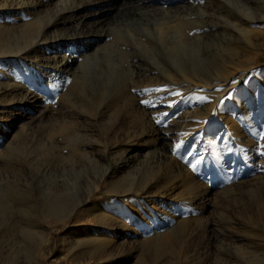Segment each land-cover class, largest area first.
<instances>
[{"label": "rangeland", "instance_id": "obj_1", "mask_svg": "<svg viewBox=\"0 0 264 264\" xmlns=\"http://www.w3.org/2000/svg\"><path fill=\"white\" fill-rule=\"evenodd\" d=\"M259 1L261 2L259 6L262 12L264 11V0ZM240 2L245 7L247 6V12H251L249 9L250 3L245 0H240ZM10 15L13 18L14 15ZM239 30L242 33L243 49L241 51L244 56L243 62H248L249 65L254 64V66L248 71L245 79H240L229 90L220 94L221 96L219 95L217 114H213V104L211 102L215 95L221 93L225 87L218 84L198 87L199 90L206 91V99L199 103L200 107L198 109L203 108L206 111L210 109L211 112L208 111L206 117L202 120L203 123L201 122L202 125H199L200 128L197 125L198 127L186 128L187 130L183 131V136L187 134L182 138L183 141L179 144L180 148H175V153L173 151L167 152L170 157L175 156L174 161L156 157V146L152 145V141L149 139L143 138L141 132L145 131V122L149 116L148 119L152 120V123L157 121L158 125L165 127L171 122L175 114H178L185 107L179 109L177 107H174V109L169 107L155 108L153 105H147L144 96H147L148 92L156 93L158 91L159 93L161 90L160 93H163V96L165 94L169 96L173 93H186L184 95H189L193 91L190 89L187 91L186 87L151 85L135 83V80H130L123 88V92L121 91L120 99L114 98L107 104L98 103L91 99L88 94L78 96L71 89L72 83L75 81L72 76H65L57 80L56 76L59 69L57 63L50 61L47 63L48 69H43L40 66L46 65V62L41 60L40 56L34 53L20 54L18 50L23 48V43L18 41L21 40H18L19 38L15 36L6 37L7 35L0 32V52L13 54V57L10 58H5L0 54V88L6 89L4 93L0 94V104L18 103V100L24 99L27 94H35L37 97L41 96L39 97L42 102L41 108L43 107L46 110L42 117L38 116L37 121L31 123L24 117V114L34 117L37 115L35 111L27 108L23 110V107H19V105H12L10 119L0 121V189L7 192V197L2 202L4 212L0 215V220L8 222L10 217H14L23 224L33 221V224L48 227L51 240L43 249L38 264H70L63 255H67L71 251H78L77 253H82L81 255L85 258L86 248H74L71 243L75 241L77 229L85 227L90 229L92 227V221L86 213L85 215H79L81 209H77L67 221L61 223L53 219L52 216L42 215L40 217L38 212L40 213L45 199L52 194L51 192L54 193L56 190L67 188L75 193L76 189L79 196H86L98 185L97 179L107 173L106 170H108L109 164L118 161L119 158L121 159L127 151L137 150L144 143H147L142 152L145 157L135 158L133 161L137 164L132 162L130 168L122 169L115 179L119 183L124 174L126 175L133 168H137V171L139 170L138 172L148 179L150 184L153 183L148 190L149 194L144 197L133 194L120 197L114 196L106 203L102 201V191L110 180L109 177L105 176L99 184L98 191L89 198V204L93 200L100 202L98 204L99 209L96 210L110 222L108 230H104L107 238H109L108 240H112V234L110 233L116 225L122 223L129 226L140 224V229L144 231L142 226L159 225L156 214H162L161 218L167 223L164 226L178 227L179 220H185V224H189V226H186L188 228L184 230L183 241L181 239L185 249L183 256L180 257L181 264H185L187 261H191L190 264L223 263L230 260L231 256L228 251L233 252L234 247L253 250L252 254L254 255L251 254V256L264 258V222L261 223L262 225H253L252 227L247 224L245 218L241 217L242 215L245 217L249 209H255L264 218V213L260 212V209H264V202H262L264 200V197L262 198L264 187L249 186L250 184H247L255 179L256 175H253V171L256 168L262 167L261 170H264V22L258 25L244 24ZM87 41L85 40V43ZM59 45L55 40H48L43 49V53L45 51L46 55L44 53L43 57L67 55V48L70 51L72 50L69 43L61 44L60 47ZM25 55L31 58L24 59ZM35 58H38V60ZM125 58L123 62L126 64L128 60ZM54 61L57 62L58 59ZM251 61L254 62L251 63ZM102 62L100 60L90 69L89 86L91 88L103 83L105 75L109 72L108 69L112 63ZM66 82L67 84H65ZM64 85L67 86L64 87L65 89L62 88ZM18 86L21 87L18 88ZM15 87L19 90L15 91ZM52 89L54 92H52ZM167 89L168 93L164 92ZM114 100H117V102L115 103ZM6 110L8 109L6 108ZM3 117H6V115L4 114ZM165 121H169L168 124ZM231 124L234 125L230 126ZM5 133L7 136L2 137V134ZM237 136L239 138L243 137V140H237ZM142 140L143 142H141ZM168 142L164 141V143ZM213 143L217 144L218 154L224 156L221 164L214 163L209 159V152ZM8 148L15 150L22 158L17 162L15 156L7 152ZM245 149H248V151ZM250 150L255 152V162L248 163V168H243L241 165V152L246 153ZM148 155L151 156L148 157ZM103 156L106 160L103 159ZM192 165H196L195 171ZM221 169L229 173L227 174ZM6 184H9V187L5 188ZM61 185L63 186L61 187ZM204 191H207V193ZM194 197H200L203 202L197 205V201L195 206L191 202ZM260 201L262 206H256L255 203ZM187 204L188 209L192 207V209H203V205H205L206 208L204 209L206 210L202 214L196 210H194V212H197L196 214L193 213V210L184 212L183 210L187 209L184 208ZM175 209H181L183 217L178 214L176 220H171L170 217L174 214ZM35 217H37V220ZM165 217H167V220ZM196 219L200 221V227L192 230L190 223ZM157 227L155 228L157 229ZM1 228L4 227L1 226ZM244 232L259 234V246L257 247L253 237H244ZM65 234H68V236L65 241H62ZM190 235L192 238H190ZM170 236L172 235H169L168 239L172 241L173 237ZM195 237L197 238L195 239ZM133 238L129 236V239ZM199 241L200 244H198ZM70 247H72L71 250ZM86 247L88 250V245ZM256 247L258 251H256ZM227 248L229 250H226ZM203 256L204 258H202ZM263 262L264 259H262ZM129 264H133L132 259Z\"/></svg>", "mask_w": 264, "mask_h": 264}, {"label": "bare ground", "instance_id": "obj_2", "mask_svg": "<svg viewBox=\"0 0 264 264\" xmlns=\"http://www.w3.org/2000/svg\"><path fill=\"white\" fill-rule=\"evenodd\" d=\"M245 1L250 3L249 9L251 12H247V6L245 7L241 4L240 0H0V32L1 34L7 35L6 37L15 36L19 38L18 40H21H16L23 43V48L18 50L20 54L34 53L40 56L41 60L46 62V65L40 66L43 69H48L47 63L50 61L57 63L59 66L58 75L56 76L57 80L65 76H72L75 78V81L72 83L71 89L78 96L88 94L91 99L98 103L107 104L114 98L120 99L122 95L121 91L130 80H135V83L186 87L187 91L188 89L193 91L190 94L188 93L189 95H184L186 93H179L177 95V93L172 92L173 94L170 93L171 95L169 96L165 93V96H163V93H160L162 90H159V93L158 91H155L156 93L152 92L153 94L147 91V96H144L146 97L145 102L147 105H153L155 108H187L180 109L181 111L175 114L169 124V121H165L168 124L165 127L158 125L156 123L157 121H153L152 123V120L148 119L149 116L145 122V131L141 132L143 138L149 139L152 141V145L156 146V152L154 151L156 157L172 159L174 161L173 158L175 156L172 158L167 152L173 151L175 153L176 145L180 144L183 141L182 138L187 134L183 136V131L187 130L186 128L191 129L197 125H202V120L210 110L198 109L200 107L199 103L206 99V91L199 90L198 87L212 84L225 87L221 93L215 95L211 102L213 104L212 112L213 114H217V102L221 96L220 94L229 90L240 79H245L248 71L254 66V64L249 65L250 63L243 62L244 56L241 51L243 49V41L241 40L242 33L239 28H242L244 24L258 25L263 23L264 11L261 12L260 10L259 5L261 2L259 0ZM10 14L14 15L13 18H11L12 15ZM88 39L89 41H87ZM48 40H55L60 44L59 47L61 44L69 43V47L72 50L70 51L67 48V51L65 50L67 55L43 57L45 53V51L43 53V49ZM85 40L87 43H85ZM0 54L5 58L13 57V54L9 52L2 51ZM30 56L25 55L24 59L31 58ZM125 57L128 60L126 64L123 62ZM35 59L38 60V58ZM56 59H58L57 62L54 61ZM100 60L103 62H111L112 64L110 65L109 63V72L105 75L104 85L100 83L95 88H91L89 86V72L91 67ZM106 64L108 65V63ZM42 85L44 86V83ZM47 86L49 87V85ZM65 86L62 88L65 89ZM20 87L18 86V88ZM18 88L16 89L15 87L14 90L18 91ZM168 89L164 92L168 93ZM5 91V88H0V94ZM21 91L23 92L22 89ZM39 97L35 96V94H27L24 99L18 100L19 102H16L17 104L14 102L13 104H0V121L2 122V119H10L12 105H19V107H23V110L27 108L35 111L36 116L33 117L24 114V117L31 123L37 121V117H42L46 111L43 107L41 108L42 102ZM4 114L6 117L2 118ZM167 119L169 118L167 117ZM232 125L234 124L230 126ZM6 136V133L2 134V137ZM242 138L238 137L236 139L243 140ZM164 141L169 142L164 143ZM146 144L144 143L139 146L135 151H127L121 159L119 158L118 161L109 164L108 170H106L107 173H104L103 176L97 179L98 185L86 196H79L76 193V189L74 193L73 190L67 188L65 190H56L54 193L51 192L52 194L50 196L46 194L48 197L45 199L40 213L38 212L40 217L42 215L52 216L53 219L61 223L67 221L77 209H81L79 215H85L86 213L87 217L92 221V227L90 229H86L85 227L76 230L75 241L71 243V246L74 248L85 247L86 257L84 258L80 252L77 253L78 251H71L67 255H63L70 264H129L131 259L133 260V264H181L180 257L185 252L182 238H184L186 226H189L188 223L185 224V220L180 221L178 219V227L175 224V227L170 228L171 226L168 227L169 225L164 226L166 222L161 218L162 214H156L159 225L150 224L149 226H142L144 227L143 231L140 229V224L129 226L128 224L122 223L114 226L115 228L110 233L112 234V240H108L109 238H107L104 230H108L110 222L96 210L99 209L98 204L100 202L93 200L89 204V198L98 191L99 184L105 176L109 177L110 180L108 185L106 184L107 186L103 187L102 191V201L106 203L114 196L120 197L122 195L133 194L138 197H144L149 194L148 190L153 183L150 184L148 179L143 177L138 172L139 170L137 171V168H133L126 175L124 174L122 180L120 182L118 181L119 183L115 179L122 169L130 168L132 162L133 164H137L133 161L135 158L145 157L142 152L147 146ZM12 148H8L7 152L12 153L18 162L22 157ZM243 153L241 152V165L243 168H248V163L255 162V152L250 150L249 152ZM209 154V159L212 162L218 164L223 162L224 156L218 154L216 143H213L211 146ZM8 156L10 157L9 154ZM103 159H105V156H103ZM261 168H256L253 171V175H256V177L252 182L247 183L250 184L249 186L257 185L264 187V170H261ZM223 172L227 173L226 171ZM5 177L7 178V176ZM8 185L6 184L5 188ZM204 192L207 193V191ZM159 196L161 197V195ZM6 197L7 192L0 189V215L4 212L2 202ZM150 197L152 198V196ZM263 197L264 195H262ZM191 202L196 206V203L199 205L203 202V199L194 197L191 199ZM255 204H257L256 206H262L261 201ZM187 207L188 204L184 208ZM192 208H187L183 211L193 210L195 214L197 213L196 211L202 214L206 210L204 209L206 208L205 205H203V209ZM194 210L196 211L194 212ZM213 211L215 212V210ZM260 212L264 213V209H260ZM178 214H181V209H175L174 214L170 217L171 220H176ZM181 215L183 217V214ZM241 217L245 218L247 224L252 227L253 225H262L264 222L263 216L258 214L255 209H249L245 217L243 215ZM35 218L37 220V217ZM32 222L23 224L14 217H10L8 222L0 220V264L39 263L43 249L50 243L51 237L50 232L48 233V227L39 226ZM174 223L176 222L174 221ZM199 223L200 221L198 219L192 221L190 223L192 230L200 227ZM1 226L4 228L2 229ZM213 227L215 226L213 225ZM169 235H172L170 236L173 237L172 241L168 239ZM258 235L252 232H244V237L254 238L257 247L259 246L260 238ZM67 236L68 234H65L62 237V241H65ZM129 236L134 238L129 239ZM113 238L117 240L114 241ZM241 239L243 238L241 237ZM198 244H200V241ZM86 245H88V250ZM72 247H70V250ZM257 247L255 248L256 251H258ZM226 250L229 249L227 248ZM252 251L246 248L237 249L234 247L233 252L228 251L231 256L230 260L219 264H263L262 259L264 258L251 256ZM190 262L187 261L185 264H190ZM201 264H208V262Z\"/></svg>", "mask_w": 264, "mask_h": 264}, {"label": "snow or ice", "instance_id": "obj_3", "mask_svg": "<svg viewBox=\"0 0 264 264\" xmlns=\"http://www.w3.org/2000/svg\"><path fill=\"white\" fill-rule=\"evenodd\" d=\"M177 95H179V93H177ZM229 98H230V97H229ZM176 147L179 148L180 145L178 144ZM192 168H193V170L195 171L196 165H192Z\"/></svg>", "mask_w": 264, "mask_h": 264}]
</instances>
